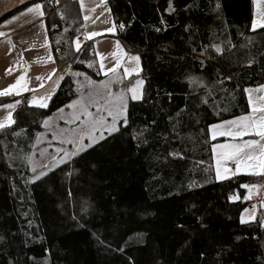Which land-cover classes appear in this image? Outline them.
Here are the masks:
<instances>
[{
    "label": "trees",
    "instance_id": "obj_1",
    "mask_svg": "<svg viewBox=\"0 0 264 264\" xmlns=\"http://www.w3.org/2000/svg\"><path fill=\"white\" fill-rule=\"evenodd\" d=\"M33 2L44 5L63 78L46 108L23 97L12 113L15 123L0 131V236L6 241L0 264H264L258 224L264 209L252 222L239 219L251 203L241 185L259 177L217 181L208 133L211 124L245 113L243 90L264 83V29L250 28L251 0H172L171 13L168 0H107L112 20L126 25L115 36L141 56L148 91L130 102L123 136L115 133L102 148L96 145L35 183L28 157L43 121L81 93L84 75L76 73L94 81L104 76L96 73L91 45L76 51L82 31L77 0H32L2 18ZM212 44L223 54L208 47L216 58L202 67L192 49ZM188 76L206 87H189ZM226 76L231 79L220 84ZM10 100L0 98V105Z\"/></svg>",
    "mask_w": 264,
    "mask_h": 264
},
{
    "label": "snow or ice",
    "instance_id": "obj_2",
    "mask_svg": "<svg viewBox=\"0 0 264 264\" xmlns=\"http://www.w3.org/2000/svg\"><path fill=\"white\" fill-rule=\"evenodd\" d=\"M51 2L52 0H49V3ZM56 2L58 3V0ZM104 3L105 0H101V5ZM252 3L255 6V12L251 22V30L264 29V0H252ZM43 8L44 5L36 2L27 11L35 14L37 17H43L45 14ZM216 8H220L219 3L216 4ZM91 11H94V9ZM104 11L109 10L105 7L100 15H103ZM167 11L169 13L175 11L172 0H168ZM89 18L88 15L84 16L85 21L89 20ZM96 19H99V16ZM104 22L109 23L110 21L106 18ZM110 23L111 26L106 28L105 31L113 35L116 34L117 30L123 31L126 27L124 23L117 24L115 21H111ZM161 23H164V21L161 20ZM161 30L159 27L155 29L156 32H160ZM4 34L0 32V35ZM83 35L85 40H90L97 33L91 32L84 33ZM90 47L89 45L81 49L80 42L76 43L77 52H88ZM208 47H211L218 56L222 55L224 51L218 44L201 46V50L198 53L197 49L193 48L192 52L196 53L194 59L199 60L202 67L206 59L216 58L207 54ZM114 48L115 51L111 53L114 64L111 67L105 65L104 59L106 57H103V54L96 53V55L102 57L96 73L97 75L102 73L106 77L98 85L88 75L76 73V75H84L85 83H81L80 85L81 93L85 86L94 90L90 91L87 97L81 94L77 99L67 104L65 107L72 110L69 114L65 115L63 108L58 109V112L61 114L58 119L64 120V123L67 125L76 124V127L58 130L52 129V139L58 141L61 147L55 148L54 153L49 154L50 159L48 162H34L31 157H28L30 170L34 174L31 182L35 183L37 180H41L48 175V171H54L56 168H60L61 165L66 168L76 163V157L81 156L82 153L87 152L89 149H95L96 145L102 148L104 145L101 142L106 141L108 137L114 136L115 133H120L121 136L125 134L123 130L129 127L130 102L143 100L148 90L145 88V78L141 75L143 70L141 56L133 54L130 51H125L119 40L115 41ZM253 62V60H249L247 62L248 66L250 67ZM81 63H87V67L90 69L95 66L94 61L84 60ZM121 68L123 69L122 73L118 71ZM133 77L134 79H131ZM230 79L231 76H226L219 83L223 84L224 80ZM187 81L189 87L193 85L206 87L203 80H199L193 76H188ZM40 86L42 87V85ZM22 91H34V89L28 88L27 81L23 76L16 79L15 83L0 90V97L9 96L13 92L16 95H20ZM243 91L247 94L248 110L244 114L235 116L232 119L223 120L220 123H213L209 127L212 140H215L218 136L230 138V142L213 144L211 146L212 159L215 162V179L217 181L228 180L238 174L264 177V84H259L257 87H248ZM167 95L171 97V93H167ZM49 99H51V95L42 96L39 100L33 96L29 103L43 109L47 107ZM207 102V99L202 98V103ZM19 103L20 101L17 100L15 103L5 104L4 107L12 110ZM93 107L95 108V112L90 111ZM180 111L183 112L184 110L181 109ZM179 115L180 113H177V116ZM169 119L172 120L173 118L170 117ZM13 123L15 121L12 118V112L9 111L7 116L3 120H0V131L10 128ZM152 123L154 124L155 121H152ZM42 126L50 129V120L45 119ZM173 129L175 130V125H173ZM143 131L141 130L133 134L132 139L138 140L143 135ZM14 134L19 135V133ZM39 136L40 134H38L37 138ZM244 137H249V139H243ZM144 142L146 143L147 141L145 140ZM69 145L70 147H66ZM44 154V150H41V157ZM169 155L175 157L180 154L178 152H170ZM180 158L183 159L182 156ZM200 163H203V161H200ZM37 168L41 170L37 171ZM66 175H71V172H66ZM189 187H191V184ZM241 187L248 190V195L244 196V199L248 200L254 195V190L260 186L256 184H242ZM230 199H239V197L232 196ZM86 204L87 202H85ZM256 207V204H253L251 212L245 209V212H249V220L255 219ZM260 207L264 208V198L261 199ZM83 210L87 211V207H84ZM261 216L264 217V213H261ZM241 223H246L243 215L241 216ZM258 224L261 228H264V218L260 219ZM80 226L83 227V225ZM201 226L204 227L203 224ZM178 227H182V225H178ZM0 243H6L5 238L2 236H0ZM119 250L123 251V249ZM9 264H13V262L10 261Z\"/></svg>",
    "mask_w": 264,
    "mask_h": 264
},
{
    "label": "crops",
    "instance_id": "obj_3",
    "mask_svg": "<svg viewBox=\"0 0 264 264\" xmlns=\"http://www.w3.org/2000/svg\"><path fill=\"white\" fill-rule=\"evenodd\" d=\"M30 1L32 0L18 1L10 7L0 10V32L5 33L4 35H0V90L15 83L16 79H19L21 76L27 81L28 88L34 89V91H22L20 95H16L13 92V94L9 96L0 97L11 99L7 103H15L17 100L20 101L21 98L25 97L30 105L29 101L32 100L33 96H35L37 100L42 96L51 95L52 97L61 82L62 74L55 61L53 48L46 27L45 15L43 17H37L35 14L27 11V9L32 7L36 2L26 5L23 9L6 18H2L12 9ZM77 2L82 17V31L78 38L81 46L83 44L92 46L98 66L102 57L96 55V53H101L103 57H106L104 59L105 65L111 67L112 64H114L111 53L115 51L114 45L118 38L112 33L105 31L106 28L111 26L110 22L113 21L107 0H105L103 5H101V0H77ZM105 7L109 11H104V14L100 15ZM92 9H94V11H91ZM254 12L255 6L252 3L251 22ZM85 15L90 17L89 20H84ZM97 16H99V19H96ZM106 18L110 21L109 23L104 22ZM91 32H96L97 35L90 40H85L83 34ZM49 57H51V59H49ZM118 71L122 73L123 69H118ZM101 75L104 76L102 73ZM104 79H106L105 76ZM40 85H42V87ZM83 95L86 97L85 93ZM7 103L0 105V120H3L9 111L13 113L18 105H16L15 109L9 110L4 107ZM30 106L37 107L34 105ZM90 111L95 112V108H91ZM209 138L213 141L212 145L230 142V138L220 136L212 140L210 133ZM244 139H249V137H245ZM214 163L213 160V166ZM257 190L258 194L252 195L250 198L251 203L245 208L248 209L249 212H251L253 204L257 206L256 213L260 207L259 200L264 194L262 188H258ZM245 209L240 215L244 216L246 223L252 222L253 220L248 219L249 212H245ZM239 219L241 221V217H239Z\"/></svg>",
    "mask_w": 264,
    "mask_h": 264
},
{
    "label": "rangeland",
    "instance_id": "obj_4",
    "mask_svg": "<svg viewBox=\"0 0 264 264\" xmlns=\"http://www.w3.org/2000/svg\"><path fill=\"white\" fill-rule=\"evenodd\" d=\"M18 1H23V0H0V10L1 9H6V8L10 7L11 5L15 4ZM92 1H95V0H92ZM78 37H79V35H78ZM79 41L80 40L76 39L75 47H76V43H78ZM102 80H105V79L103 78V79H101L99 81H95V82L98 85L99 82L102 81ZM93 90L94 89H89L88 88L86 91H84V92L80 93L79 95H77L75 99H77L78 96H80L81 94H84V93L86 94V97H87L89 92L93 91ZM114 91H115V89H114ZM245 97H246V102H247V94L246 93H245ZM63 109H64V114L65 115L69 114L72 111L71 109H69L67 107L63 108ZM93 109H94V107H93ZM247 110H248V107H247ZM60 115L61 114L59 112H57V113L51 115L50 117H48L47 119L50 120L51 128L50 129H46L44 126H42V130L38 133V134H40V136H39V138L36 137L34 145H33V148H32V151H31V153L29 155V157H31L34 162H41V161L42 162H48L49 159H50V155L49 154H53L55 148L61 147V145H59L58 141L52 139V129H57L58 130V129H63V128H69V127H73L74 128V127H76V124L67 125V124L64 123V120L58 119V117ZM38 134H37V136H38ZM65 134H67V133H65ZM66 147H70V145L66 146ZM41 150H44V153H45L43 157H41ZM29 169H30V165H29ZM40 170H41L40 168H37V171H40ZM30 172H31V180H32L34 174H33V172L31 170H30ZM239 175H245V174H239ZM253 184H256V185L260 186L258 188L259 189L262 188L263 194H264V187H263V185H264V177H259V180L256 183H253ZM257 189L254 190V194H258V190ZM262 198H264V196H262L261 199ZM261 199L259 200L260 202H261ZM262 209H264V208H262ZM241 214H242V212H241ZM240 217H241V215H240Z\"/></svg>",
    "mask_w": 264,
    "mask_h": 264
},
{
    "label": "built area",
    "instance_id": "obj_5",
    "mask_svg": "<svg viewBox=\"0 0 264 264\" xmlns=\"http://www.w3.org/2000/svg\"><path fill=\"white\" fill-rule=\"evenodd\" d=\"M80 34H81V32H80ZM80 34H79V36H80ZM79 38V37H78ZM63 73V72H62Z\"/></svg>",
    "mask_w": 264,
    "mask_h": 264
}]
</instances>
